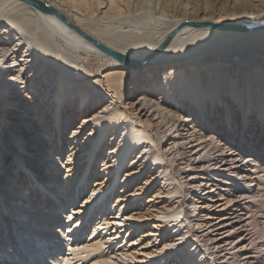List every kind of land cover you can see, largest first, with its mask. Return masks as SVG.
I'll return each mask as SVG.
<instances>
[{
	"label": "bare ground",
	"instance_id": "obj_1",
	"mask_svg": "<svg viewBox=\"0 0 264 264\" xmlns=\"http://www.w3.org/2000/svg\"><path fill=\"white\" fill-rule=\"evenodd\" d=\"M41 1L0 0V264H264V0Z\"/></svg>",
	"mask_w": 264,
	"mask_h": 264
},
{
	"label": "rangeland",
	"instance_id": "obj_2",
	"mask_svg": "<svg viewBox=\"0 0 264 264\" xmlns=\"http://www.w3.org/2000/svg\"><path fill=\"white\" fill-rule=\"evenodd\" d=\"M175 1V4H174V6H169V5H167L166 3H165V1L164 0H140V11L141 12H143L144 14H147V15H155L156 17H161V19H168V18H170L172 15H176V14H183V13H185V12H188L190 9H189V7H190V4L191 3H197V2H199V0H174ZM208 1V3H209V5H211V2H214L213 0H207ZM240 1H243V2H249L250 0H240ZM242 9H246L245 8V6L242 4V6H241V10ZM159 14V15H158ZM160 19V20H161ZM163 25V24H162ZM125 30V29H124ZM96 64H97V60L96 59H94V60H92L91 61V63L89 64V70L90 71H96V69H97V67H96ZM23 110H21V112H22ZM11 116H12V112H8L7 113V119H8V126H12V125H15L16 127L17 126H19L21 129L23 128V126H25V125H30L31 123H32V121H31V123H25V124H21L19 121H16V123L15 122H13L11 119ZM15 123V124H14ZM79 123H78V121L77 122H74V126H76V125H78ZM21 129H19V130H17V131H19V132H21ZM69 131H70V129H66L65 131H64V137L66 138V137H68L69 136ZM88 131H89V127H86L85 129H84V132H83V134H82V137L83 136H85L86 135V133H88ZM39 134H42V131H37V136H36V138H33V139H30V136H27V137H25V135H26V133L24 134V133H21L20 134V138H21V141H23V144L22 145H27V146H25V147H27L28 149H32L33 147H32V145H39V144H42V141H40L37 137L38 136H40ZM64 138V139H65ZM81 140V139H80ZM112 145V143L111 144H109V147ZM23 155H25V156H29V157H35V156H38V155H41L42 156V154H40L39 152L37 153H35V152H31V153H29V152H27V151H24V153H23ZM62 158H63V160L64 159H66V156H62ZM13 161V158H9V159H7V164H9L10 165V163ZM153 162H150L149 163V165H150V167H152L153 166ZM9 165H7V167H9ZM94 172L93 173H91V175H90V177L91 178H89L90 180H93L94 179V173H96V171L98 170V169H100V161L99 162H96L95 164H94ZM124 170V169H123ZM149 170H151V169H149ZM42 174L44 173L43 171L41 172ZM123 173V171H121L120 172V176H121V174ZM153 173V172H152ZM148 174H144V176H142V177H140L139 179H138V181H136V182H133V184L132 185H134V184H136V183H138L139 181H141L143 178H145L146 176H147ZM39 178L41 177V176H38ZM161 177H162V175H160L159 177H158V180L159 181H161L162 182V179H161ZM120 178V177H119ZM122 179V178H121ZM3 181V180H2ZM0 183H2V182H0ZM114 187H113V192H114V194H116V191H118L119 189H120V186L122 185V184H117V182L114 180ZM89 184H91V182H89ZM89 188V187H88ZM157 188V184H154L153 186H151V188L150 189H148L147 191H144V193L142 194V195H140V199H138V202H137V206H138V204L139 203H142V204H146V200L148 199V197H149V195L152 193V191H154L155 189ZM129 189H131V188H128V190ZM86 195V193H83V194H81L80 196H79V199H78V201L77 202H80L81 201V198L83 197V196H85ZM195 196H196V194H191V195H189L185 200H184V203H183V207H184V209H188V208H191V206H192V203L194 202V198H195ZM163 203V202H162ZM136 206V207H137ZM132 207V206H131ZM132 208H135V207H132ZM3 212H1V213H3V215H0V217L1 216H3V218H1L0 220V222L2 223L4 220L5 221H7L6 219L10 216V214L8 213V212H6L7 210H2ZM148 223H156V222H162V220L160 219V218H153V220H148L147 221ZM128 227H130V226H128ZM127 227V228H128ZM139 234V232L138 231H136V230H134V232H133V235L131 236V238L132 237H135L136 235H138ZM156 242H158V240H156L154 243H156Z\"/></svg>",
	"mask_w": 264,
	"mask_h": 264
},
{
	"label": "water",
	"instance_id": "obj_3",
	"mask_svg": "<svg viewBox=\"0 0 264 264\" xmlns=\"http://www.w3.org/2000/svg\"><path fill=\"white\" fill-rule=\"evenodd\" d=\"M23 1L30 3L32 6L38 8L42 11L52 12L58 18H60L64 22L68 23V21L63 17L62 14L57 12L53 7H51L45 1H41V0H23ZM193 25H195V26H208V27L217 28V29H238V30L244 29V28H242V26H239V25L234 24V23L219 24V23H213V22H202V23H195V24L193 23ZM84 36L86 39L90 40L93 44H95L98 48H100L103 52L107 53L108 55L112 56L113 58H116L120 61H123L125 59V56L123 54L107 48L106 46L102 45L98 41H95L94 39H92L91 37H89L87 35H84ZM166 41L167 40H165V42ZM160 47H162V45ZM158 49H160V48H158Z\"/></svg>",
	"mask_w": 264,
	"mask_h": 264
}]
</instances>
